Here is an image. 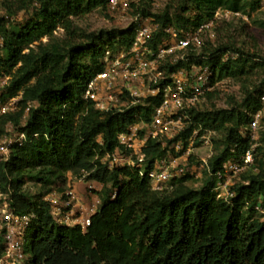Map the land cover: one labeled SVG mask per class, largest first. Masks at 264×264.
Returning a JSON list of instances; mask_svg holds the SVG:
<instances>
[{
	"label": "trees",
	"instance_id": "obj_1",
	"mask_svg": "<svg viewBox=\"0 0 264 264\" xmlns=\"http://www.w3.org/2000/svg\"><path fill=\"white\" fill-rule=\"evenodd\" d=\"M110 2L4 0L0 5V74L12 77L3 101L23 94L18 112L0 120V135L10 122L20 127L30 109L27 125L21 128L27 141L14 149L10 161L1 168L0 181L3 191L12 197L16 212L34 215L26 237V251L31 257L28 264H264V222L254 212L264 198V162L260 160L264 154V120L256 154L259 173L243 176L248 184L236 188L234 204L216 199L215 181L208 172L201 189L189 186L188 176L159 193L138 170L109 171L103 164L106 155L120 148L119 136L135 122H149L154 104L159 103L148 106L149 100L146 106L113 114L101 113L84 100L89 83L103 69L106 52H127L133 43L134 26L122 32L119 40L114 33L79 35L74 20L98 10L108 13ZM259 3L183 0L174 13L170 6L155 13L149 4L133 6L129 13L151 17L160 25L152 42L156 49L168 26L194 31L219 10L252 18ZM22 14L29 16L28 20L18 22ZM58 29L64 30L62 37L55 35ZM230 51H234L232 47H205L200 55L194 53L169 70L170 74L192 65L209 66L214 85L228 79L241 80L254 70L263 75L260 85L246 89L245 101L237 108L201 111V105L191 110L190 123L173 141L182 143L186 150L197 131L223 133L224 150L210 159L211 173L250 148L253 115L264 109V59L255 62L242 56L226 61ZM215 94V90L209 93L207 100ZM167 151L156 142L149 143L146 170H152ZM68 173L103 185L101 206L85 232L58 225L45 200ZM27 182L40 185L44 194L32 196L25 189ZM244 198H248V206ZM3 249L0 237V257Z\"/></svg>",
	"mask_w": 264,
	"mask_h": 264
},
{
	"label": "built area",
	"instance_id": "obj_2",
	"mask_svg": "<svg viewBox=\"0 0 264 264\" xmlns=\"http://www.w3.org/2000/svg\"><path fill=\"white\" fill-rule=\"evenodd\" d=\"M3 1L0 0V5ZM148 4L155 13L162 9L161 0H111L109 12L126 14L133 11V6ZM21 16L16 19L18 22L23 20ZM222 16L227 19H247L241 13L219 10L212 20L194 31H178L175 27L168 26L164 29L165 37L162 43L154 49L152 42L160 25L155 19L139 14L133 19L134 39L130 50L106 52L102 71L88 85L84 95L86 102H92L101 113L123 114L138 106H146L149 100L151 103L148 106L159 101L157 105L154 104L150 121L132 124L126 133L119 136L120 148L103 158L102 162L109 171L138 170L142 178L149 179L152 190L159 193L169 190L175 181L188 176L202 179L204 172H208L215 181L213 193L216 199L229 204H234L238 197L236 188L240 184H248L243 181V176L247 173H259L256 154L261 146L259 138L264 109L253 115L249 132L250 148L240 158L226 162L216 173H211L207 161H203L200 166L189 163L193 146L185 150L182 143H173L190 123V111L206 103L208 94L214 92L221 83L214 85V73L209 66L192 65L167 75L168 64L175 66L180 60H186L185 56L180 60L175 59L178 52L196 53L202 49L205 45L204 36L213 33L218 21L224 19L220 18ZM63 33L64 30L58 29L55 35L62 37ZM0 46L3 47L2 38ZM229 59L231 56L226 55L225 60ZM11 81L10 75L0 74V120L18 112L20 108L22 93L3 101V95ZM262 101L264 103V97ZM29 111L28 108L20 127L10 122L0 135V171L10 161L14 149L23 146L27 141V135L21 128L27 125ZM34 138L38 139L39 136ZM198 138L199 134L196 133V140ZM204 138H201V142ZM151 142L167 149V155L172 149L181 156L174 157L169 154L158 161L152 170L147 171L146 151ZM170 142L173 144L169 147ZM260 160L264 162V154ZM81 182L83 183L84 179H81ZM88 185L91 191L96 192L97 186L103 187L97 182H88ZM45 200L49 203L53 219L58 225L78 227L84 232L91 226L92 218L101 206V200L95 198L92 204L85 205L74 189H68L66 193H51ZM254 212L261 216L264 222V198H260ZM33 219L34 215L16 212L12 207V197L3 191L0 181V237L4 247L0 264H28L31 257L26 251V237Z\"/></svg>",
	"mask_w": 264,
	"mask_h": 264
},
{
	"label": "rangeland",
	"instance_id": "obj_3",
	"mask_svg": "<svg viewBox=\"0 0 264 264\" xmlns=\"http://www.w3.org/2000/svg\"><path fill=\"white\" fill-rule=\"evenodd\" d=\"M183 0H161V13L166 11L169 7L171 9V13H174L176 9L180 6ZM249 2H258L259 0H248ZM259 6L255 12L252 13V18L245 19L242 18H225L220 19L215 26L213 33L206 34L203 38L204 47L209 49H215L219 46H227L232 47L234 51H230L227 55L231 56L230 60L238 59L242 56L245 58L254 59L255 62H259L262 58L264 59V0H260ZM228 11V10H227ZM231 12V11H230ZM243 15V14H242ZM244 16V15H243ZM29 16L26 14H22L21 18L24 20H28ZM134 15L131 13H118L111 14L105 11H95L92 14L75 19V27L79 30V35H90V34H101V33H114L117 35V40H119L122 32L130 29L133 26ZM64 34V33H63ZM63 36V35H62ZM47 39H44L43 42L46 43ZM36 46V45H35ZM109 47V44L107 48ZM115 47V46H114ZM202 48V49H203ZM200 49L196 52V55H200L202 52ZM194 53H182L178 52L175 59H182L183 56L185 58L193 55ZM260 58V59H259ZM172 64H168V68L166 74L169 75L170 67ZM247 78V79H246ZM246 78H242L241 80L228 79L223 82L215 89L216 94L214 98L210 101H206L200 108L201 111H226L237 108L242 105L246 98V89L252 90L254 85H260L263 80V75L261 71L254 70L250 73ZM244 81V86L242 82ZM20 94V93H19ZM196 133L199 134V137L196 140ZM195 133L194 138H192L191 143L189 145L192 147V157L189 159V163L196 164L200 166L203 161H207L209 163L210 159L214 156L221 153L224 150L222 145V137L223 133L219 132H207L201 134L200 131ZM204 138L203 142H201V138ZM188 147V148H189ZM172 156H181L176 151L170 149L169 150ZM168 154V155H169ZM167 155V156H168ZM187 184L194 189L203 188L205 182L209 178L208 174L204 172V177L202 179H197L190 177ZM81 179H84V182H81ZM80 182L82 184L83 190L87 198L91 199H100L99 193L103 190L101 187L100 191H91L88 185V182H85V178L79 177V175L68 173L64 176L54 187L53 193H66L68 189L75 190V183ZM97 186V185H96ZM100 186H97L99 188ZM25 189L32 196H42L44 194V190L40 185H37L32 182H27ZM98 197V198H96ZM90 204H92L91 201ZM246 204L249 203L248 198L243 200ZM32 234V232H30ZM30 255V253H29Z\"/></svg>",
	"mask_w": 264,
	"mask_h": 264
},
{
	"label": "crops",
	"instance_id": "obj_4",
	"mask_svg": "<svg viewBox=\"0 0 264 264\" xmlns=\"http://www.w3.org/2000/svg\"><path fill=\"white\" fill-rule=\"evenodd\" d=\"M100 189L101 187L97 188L98 191H100ZM75 191L78 193V195L80 196L81 200L85 205H90V202H88L90 199L87 198V196L85 195L82 184L80 182L75 183ZM90 201L92 202L93 199H91Z\"/></svg>",
	"mask_w": 264,
	"mask_h": 264
}]
</instances>
